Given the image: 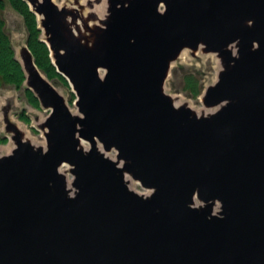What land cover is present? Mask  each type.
<instances>
[{
    "label": "water",
    "instance_id": "obj_1",
    "mask_svg": "<svg viewBox=\"0 0 264 264\" xmlns=\"http://www.w3.org/2000/svg\"><path fill=\"white\" fill-rule=\"evenodd\" d=\"M23 1L79 114L21 48L46 146L5 117L0 264H264V0ZM184 50L208 114L165 91Z\"/></svg>",
    "mask_w": 264,
    "mask_h": 264
},
{
    "label": "rangeland",
    "instance_id": "obj_2",
    "mask_svg": "<svg viewBox=\"0 0 264 264\" xmlns=\"http://www.w3.org/2000/svg\"><path fill=\"white\" fill-rule=\"evenodd\" d=\"M64 0H54L58 5L63 3ZM73 3V0H70ZM87 0H81L85 5ZM86 6V5H85ZM87 11H89L86 8ZM102 5L94 6L93 12L98 15H102L104 12ZM100 12V14L98 13ZM2 17L6 24V32L13 45L15 54L19 50L26 46V31L22 22V19L17 15L9 5L6 6L2 13ZM220 69L219 60L214 54H202L196 52L195 55H191V52L184 50L179 59L173 63L170 73L165 84L166 93L170 94L174 98H179L182 102L187 103L193 110L206 109L204 108L201 97L204 90L214 84L217 80V74ZM189 81L196 83L199 89V94L194 95L188 86ZM54 88L62 95L66 103L68 104L72 113L79 114L76 106L71 100V88L65 86L59 81H50ZM23 112L28 116L30 123L26 124L18 118V115ZM49 115V110L43 109L40 106L34 108L29 104L24 94L23 89L16 90L11 86H4L0 89V136H8L5 144H0V156L8 154L12 149V141L10 135L5 132L4 120L7 116L8 119L24 132L25 139L29 140L35 146H46L43 132L38 129V126ZM83 144L90 148V143L83 141ZM100 148V146H99ZM5 150V151H4ZM109 157L114 158L115 152H110ZM69 167L63 166L61 170H68ZM67 179L72 182V175L67 172ZM131 189L138 194L148 193L142 186L131 179Z\"/></svg>",
    "mask_w": 264,
    "mask_h": 264
},
{
    "label": "trees",
    "instance_id": "obj_3",
    "mask_svg": "<svg viewBox=\"0 0 264 264\" xmlns=\"http://www.w3.org/2000/svg\"><path fill=\"white\" fill-rule=\"evenodd\" d=\"M21 17L26 31V45L32 54L36 67L46 76L49 81H59L65 86H69L67 81L56 72L52 64L50 52L47 45L41 40V30L38 28L35 14L23 0H0V89L4 86H11L16 90L23 89L27 101L34 108L39 107V101L34 94L24 87L25 75L20 63L15 57V51L11 44L10 38L6 32V24L2 13L6 6ZM189 89L194 95L199 94V89L193 81L187 82ZM72 102L75 95L71 94ZM20 121L29 124L30 120L23 112L18 115ZM7 138L0 136V144H5Z\"/></svg>",
    "mask_w": 264,
    "mask_h": 264
},
{
    "label": "bare ground",
    "instance_id": "obj_4",
    "mask_svg": "<svg viewBox=\"0 0 264 264\" xmlns=\"http://www.w3.org/2000/svg\"><path fill=\"white\" fill-rule=\"evenodd\" d=\"M104 12V9L102 10ZM100 14V12H98ZM230 49L232 50L233 54H235V47L232 45L230 47ZM181 103V100L178 99L177 101V104H180ZM214 111V109H199L198 111H196L197 114H208L210 112ZM81 146L84 148V149H87L88 147H86V145L83 144V142H81ZM98 149H101V147L99 148V145H97ZM5 151V150H4ZM62 168V167H61ZM60 168V171H62ZM67 186L68 188H70V182L67 180ZM71 189V188H70ZM72 190V189H71ZM73 191V190H72Z\"/></svg>",
    "mask_w": 264,
    "mask_h": 264
}]
</instances>
